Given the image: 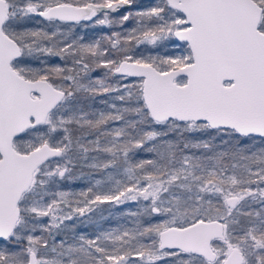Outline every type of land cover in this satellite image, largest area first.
<instances>
[{
  "label": "snow or ice",
  "instance_id": "obj_1",
  "mask_svg": "<svg viewBox=\"0 0 264 264\" xmlns=\"http://www.w3.org/2000/svg\"><path fill=\"white\" fill-rule=\"evenodd\" d=\"M0 264H264V0H0Z\"/></svg>",
  "mask_w": 264,
  "mask_h": 264
},
{
  "label": "trees",
  "instance_id": "obj_2",
  "mask_svg": "<svg viewBox=\"0 0 264 264\" xmlns=\"http://www.w3.org/2000/svg\"><path fill=\"white\" fill-rule=\"evenodd\" d=\"M76 30L79 32L84 31V30L79 29V28H77ZM87 31L89 32L90 35H97L100 32L99 29H87ZM93 75H97V73H94ZM94 106L100 107V105L98 103H95ZM67 187L72 189V190H80L82 188L87 187V182L85 180L78 179V180L72 182L71 184H69ZM105 207H107V206H105ZM128 207H132V206L131 205H124L123 206V208H128ZM113 211H114V213H119L120 211H122V209H114ZM105 216H108L107 212L105 213ZM118 222L119 221H118L117 217L112 216V217H109V219L103 221L102 223H103L104 227H115ZM77 231L92 232L93 227L90 226L86 229L81 228V229H77Z\"/></svg>",
  "mask_w": 264,
  "mask_h": 264
}]
</instances>
